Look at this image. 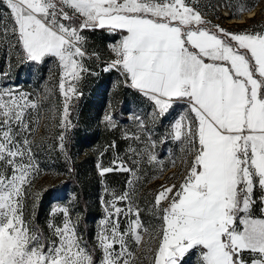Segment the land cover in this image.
Segmentation results:
<instances>
[{"label":"rangeland","instance_id":"obj_1","mask_svg":"<svg viewBox=\"0 0 264 264\" xmlns=\"http://www.w3.org/2000/svg\"><path fill=\"white\" fill-rule=\"evenodd\" d=\"M170 2L91 0L92 8H88L80 0H30L31 10L36 14L32 16L30 12L31 20H21L20 26L43 21L53 30L48 33V39L55 40L57 49L68 37L76 41L77 36L83 35L86 50L97 51L106 59L109 55L107 45L113 38L104 30L87 31L88 27L96 28L103 23L131 27L146 36L164 35L172 31L169 24H173L174 19L177 20L175 25L184 27L179 19L181 14L167 10ZM195 2L212 25L218 24L233 33L264 31V0H258L249 10H238L239 14H231L225 0ZM48 5L46 13L40 11L42 6ZM65 16L68 19H64ZM147 19L168 24L156 26ZM61 24L66 25L67 30H61ZM212 25L205 23L200 27L216 31ZM82 27L83 32L80 31ZM185 29L198 28L192 24ZM37 31L47 32V28H37ZM225 39L228 42L226 35ZM236 39L238 44L254 51L264 49L262 42L248 40L242 35ZM18 45V27L15 41L0 37V87L6 85L12 89L11 94L5 93L11 98L0 99V120L9 125L6 129L0 128V181H3V187H0V264H13L14 259L17 264H65L67 256L73 257L71 264H89L88 254H95L96 237L101 231L98 221L102 219L107 221L109 229L104 234L121 248L120 255L127 251L122 247L126 242L133 253L128 258L130 264H152L162 243L163 225L158 216L163 213H158L156 207L170 203L168 186L180 184L195 150L185 153L171 142L160 145L156 153L162 163L153 165L149 171L142 165L144 174L139 183H136V173L132 174L133 183L128 185L130 203L119 205L122 210L126 209L128 216L127 220L120 216L126 228L121 235L116 230V221L110 217L117 206L116 195L122 193L128 177L120 173L108 176L98 173L107 171L110 159L117 154L123 155L127 144L133 143L131 136L141 132L129 116L150 111L151 105L139 92L123 86L117 88V73L103 71L100 69L102 63L94 60L88 62L94 74L80 82V95L72 100V77L69 75L72 61L67 53L62 61L48 59L38 64L31 62ZM69 53L78 61L76 44ZM64 63L69 68H64ZM64 95L69 96L71 106L62 101ZM112 112L117 113L115 117L121 123L119 132H111L104 123L105 114ZM168 123L170 121L162 120L156 125L158 135L164 133ZM125 132L130 136L127 142L123 139ZM114 139L120 144L119 150L109 148ZM65 142L67 154L61 150ZM102 155L103 169H98L96 165ZM55 185H60L64 197L45 205L37 218L36 206L40 197ZM160 185L164 190L157 196ZM161 200L165 201L164 205L160 204ZM196 200L197 196L191 195L184 208V224L190 231H201L211 223L203 219L204 202L197 204ZM137 207L139 215H135ZM84 208L88 212L86 218ZM53 209L64 213L63 217L54 218L57 224L63 220L65 227L60 232L48 229ZM61 233L62 245L56 253L49 255L45 248L51 246ZM102 242L107 247V242ZM63 245L68 246L67 250ZM81 245L88 251L85 252ZM115 259L105 252L107 264H114Z\"/></svg>","mask_w":264,"mask_h":264},{"label":"snow or ice","instance_id":"obj_2","mask_svg":"<svg viewBox=\"0 0 264 264\" xmlns=\"http://www.w3.org/2000/svg\"><path fill=\"white\" fill-rule=\"evenodd\" d=\"M23 2L26 4V0ZM0 3L5 8L12 7V0H0ZM80 3L92 8L91 0ZM47 7L50 5L42 6L40 11L46 13ZM167 10L180 13L185 28L195 24L199 30L176 29L171 38L160 42V47L146 52L150 38L145 34L131 27L100 23L87 31L104 30L113 38L107 45L106 59L97 51L86 50L83 35L75 41L78 61L67 53L72 61L69 70L72 100L80 95V82L94 74L88 62L95 60L104 63L103 71L117 73V88L123 86L139 92L151 105L150 111L129 116L141 132L131 136L133 143L127 144L123 155L110 159L107 171L98 173L104 176L120 173L128 177L122 193H113L117 206L110 218L116 221V230L123 235L126 228L120 216H125V220L128 216L119 205L130 203L128 185L133 183L132 174L136 173L139 183L144 169L149 171L153 165L162 163L156 153L158 146L176 143L180 151H195L180 184L168 186L170 203L156 207L158 213H163L158 216L163 225L162 243L152 264H264V55H261L264 49L254 51L238 44L236 39L242 35L264 43V31L233 33L218 24L212 25L195 0H171ZM25 19L30 21L31 17ZM176 22L174 19L173 24ZM205 23L216 31L200 27ZM16 24L20 29L18 46L31 62L62 61L65 52L62 47L54 46V39H48V33L53 30L43 21L21 27L17 20ZM41 27L47 28V32H38L37 28ZM60 28L67 30L64 24ZM80 31L85 29L82 27ZM63 67L69 65L64 63ZM5 93L11 94L12 89L6 85L0 87V99L11 98ZM162 120L170 123L158 135L156 125ZM104 123L111 132L121 129L114 112L105 114ZM8 126L0 120V128ZM123 139L126 142L130 139L128 132L123 133ZM109 148L119 150L120 144L114 139ZM61 150L67 154L66 142ZM142 154L146 155L142 157ZM104 155L96 165L98 169H103ZM163 190V185L158 186L156 195L160 196ZM193 194L197 196V204L204 202L203 219L211 221L201 231L187 230L184 224V208ZM160 204L164 205L165 201L161 200ZM139 214L137 207L135 215ZM57 216L63 217L64 213L53 209L48 229L60 232L65 225L63 220L55 223ZM98 225L101 231L96 237L95 254H88L89 264H107L106 251L116 257L114 264H130L128 258L133 253L127 243L122 245L127 249L125 255H120L121 248L104 234L109 230L107 221L102 219ZM62 235H57L54 243L45 248L49 255L62 245ZM102 241L107 242V247ZM63 247L67 250L68 246ZM80 247L88 251L86 246ZM72 260L71 256L65 257V264H71ZM13 264H17L15 259Z\"/></svg>","mask_w":264,"mask_h":264},{"label":"crops","instance_id":"obj_3","mask_svg":"<svg viewBox=\"0 0 264 264\" xmlns=\"http://www.w3.org/2000/svg\"><path fill=\"white\" fill-rule=\"evenodd\" d=\"M31 8H32V6L30 4V0H26V4L23 2V0H12V7H10V11H11L12 16L15 19V21L19 20L21 23V20H25L26 17H30L31 13H32L31 14L32 16H34L36 14V12H34L35 10H33V9L31 10ZM21 10H23V11H21ZM147 20H148V22H152L156 26L168 24V23H163V22H155V21L150 20V19H147ZM169 25H172V29H171L172 31H169L167 34L164 33V35L163 34L158 35L157 33H155V35H153V36H148L150 38V45H149L148 49L146 50V52H150L153 47H160V42L162 40H166V39L171 38L174 30H176V29H180L182 31L199 30V29H188V30H186L183 26H178L175 24H169ZM19 31H20V29H19ZM212 31L215 32V30H212ZM169 33H171V34L169 35ZM224 40L227 43L225 37H224ZM41 46L44 47L43 44ZM177 71H179V64H177ZM241 117H243V107H241Z\"/></svg>","mask_w":264,"mask_h":264},{"label":"trees","instance_id":"obj_4","mask_svg":"<svg viewBox=\"0 0 264 264\" xmlns=\"http://www.w3.org/2000/svg\"><path fill=\"white\" fill-rule=\"evenodd\" d=\"M258 0H225V3L230 10L231 14H239L238 10H249L253 8L257 4ZM74 18V17H73ZM79 21V20H78ZM73 104V103H72ZM71 104V105H72ZM70 105V106H71ZM117 114V113H115ZM64 197V192L60 189V185H55L49 187L44 191L40 200L36 206V217L38 218L40 212L43 210V207L56 199H60ZM42 204V207L40 206ZM83 214L85 218L87 217V210L84 208ZM84 235H87L84 233Z\"/></svg>","mask_w":264,"mask_h":264},{"label":"built area","instance_id":"obj_5","mask_svg":"<svg viewBox=\"0 0 264 264\" xmlns=\"http://www.w3.org/2000/svg\"><path fill=\"white\" fill-rule=\"evenodd\" d=\"M15 23L16 22L12 16L10 8H5L3 7V4L0 3V37H3V39L7 41H10V39L15 41L17 33V25ZM74 45L75 41L68 37L62 48L65 53H69ZM98 63H102L100 69L103 70L104 63L102 61H98ZM62 101L67 106H70L72 104V101L70 100L68 95H64Z\"/></svg>","mask_w":264,"mask_h":264},{"label":"bare ground","instance_id":"obj_6","mask_svg":"<svg viewBox=\"0 0 264 264\" xmlns=\"http://www.w3.org/2000/svg\"><path fill=\"white\" fill-rule=\"evenodd\" d=\"M253 12V11H252ZM248 14H252L251 12H249ZM238 20V19H237ZM239 21V20H238Z\"/></svg>","mask_w":264,"mask_h":264}]
</instances>
